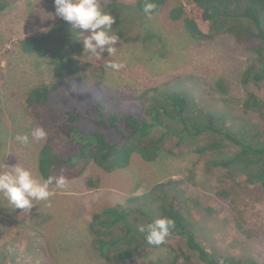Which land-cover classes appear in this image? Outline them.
<instances>
[{"label": "rangeland", "instance_id": "obj_1", "mask_svg": "<svg viewBox=\"0 0 264 264\" xmlns=\"http://www.w3.org/2000/svg\"><path fill=\"white\" fill-rule=\"evenodd\" d=\"M8 1L10 5L0 13V170H6L5 164H19L35 178H41L37 155L44 140L32 139L30 133L36 122L20 101L32 87L50 85L54 68L47 57L25 53L21 42L40 39L45 33L60 40L67 29L71 34L78 32L55 15L54 0ZM135 1L101 0V7L113 3L133 6ZM178 1L190 15V3ZM124 17L123 35L131 31V36L140 39H119L117 54H108L109 62L126 63L120 71L104 65L97 72L96 58H89L85 52L83 36L67 35L69 42H77L81 47L75 58L79 60V74L86 78L81 85L67 81V97L76 104L97 99L106 112L145 116L144 106L149 103L143 96L145 90L158 87L167 92H188L199 106L225 114V125L231 131L258 133L259 140L264 141V111L262 116L246 114L238 105L230 107L222 101L240 103L248 91L264 101V82L246 87L241 83L244 70L256 64L251 53L229 35L193 39L180 21L168 19L167 10L145 19L129 9ZM147 34L155 38L146 40ZM88 79H98L99 88L95 90ZM218 80L224 83L223 93L216 86ZM24 134H29L27 145L18 140ZM176 142L175 138L169 139L152 163L134 155L127 168L111 173L90 164L82 175L68 181L67 188L54 189L49 200L34 201L29 212L14 209L0 194V264H104L91 247L87 230L91 214L113 206L132 212L153 210L158 203L149 206L144 194L170 180L180 183L178 187L188 200L184 203L185 216L192 224L196 240L220 264L225 257L242 264H264V188L237 186L227 179L217 182L222 176L218 177L219 169L208 163L207 154L177 147ZM223 143L229 154L238 148L228 141ZM170 189L164 188L163 193L172 192ZM176 255L174 264H204L179 238H169L165 246L150 248L146 255H137L125 264H171Z\"/></svg>", "mask_w": 264, "mask_h": 264}, {"label": "trees", "instance_id": "obj_2", "mask_svg": "<svg viewBox=\"0 0 264 264\" xmlns=\"http://www.w3.org/2000/svg\"><path fill=\"white\" fill-rule=\"evenodd\" d=\"M144 2L136 0L133 6L113 3L103 8L114 16L112 28L120 39L131 42L140 39L131 36V31L125 35L122 31L126 10L134 9L138 16L148 19L143 12ZM149 2L157 5L151 17L167 10L168 19L180 21L184 31L197 41L231 36L256 61L241 74L243 86H259L264 82V0H187L190 15L186 14L178 0ZM9 5L8 0H0V13ZM70 32L68 29L63 32L60 40L45 33L40 39L28 38L21 42L25 53L34 52L40 58L47 57L54 68V81L50 85L32 87L20 101L28 116L35 120L36 127L43 126L47 132L37 155L41 178L64 175L69 181L82 175L90 164L111 173L127 168L134 155L152 163L159 157L165 143L175 138L177 147H189L199 155L207 154L208 163L219 169L218 177L222 176L217 182L227 179L237 186L258 185L264 188V141L259 140L260 135L231 131L225 125V114L199 106L188 92H167L158 87L145 90L143 96L149 101L144 106L145 116L132 112H106L97 99L76 104L67 97V81L81 85L85 78L79 74V60L75 58L80 55L81 47L67 38V35L79 33ZM150 38L155 37L147 34L146 40ZM108 63V53L103 52L99 59L96 58L95 70L101 71ZM88 80L95 90L99 88L98 79ZM216 86L222 93L225 91L222 80L216 81ZM222 101L230 107L238 105L246 114L253 112L262 116L264 111V101L250 91L240 103L228 99ZM224 141L238 147L237 150L229 154ZM169 153L172 154L171 151ZM239 177L243 181L240 182ZM87 184L92 187L90 180ZM179 184L170 180L152 187L143 197L149 199V206L155 202L157 206L153 210L133 211H140L137 216L120 206L107 207L91 214L87 224L91 247L104 264H125L137 255H146L150 248L165 246V243L158 247L149 245L146 233L138 230L140 225L162 217L175 220L176 226L171 229L168 239L183 240L204 264H220L196 240L192 224L185 216L184 203L188 200L183 197L184 191L179 189ZM168 187H172V192L163 193V189ZM219 193L227 194L224 191ZM177 258L176 255L171 264ZM185 260L189 261L187 256ZM221 264L242 262L225 257Z\"/></svg>", "mask_w": 264, "mask_h": 264}, {"label": "clouds", "instance_id": "obj_3", "mask_svg": "<svg viewBox=\"0 0 264 264\" xmlns=\"http://www.w3.org/2000/svg\"><path fill=\"white\" fill-rule=\"evenodd\" d=\"M55 15L71 25V29L83 36L82 44L89 58L99 59L103 52L110 56L117 54L116 47L119 36L112 28L114 16L101 7V0H54ZM157 5L145 0L143 12L151 19ZM85 32L88 34L85 35ZM114 71L126 68L123 61L109 62L106 65ZM34 140H45L47 132L43 126L34 128L30 133ZM21 144L29 143V134L18 137ZM0 170V194L8 200L14 209L27 210L33 208L34 201H47L54 195V189H65L68 180L64 175L47 178H35L33 174L19 164L4 165ZM175 220L170 217L154 219L139 226V231L146 233V242L152 246H160L167 242L171 229L175 228Z\"/></svg>", "mask_w": 264, "mask_h": 264}]
</instances>
